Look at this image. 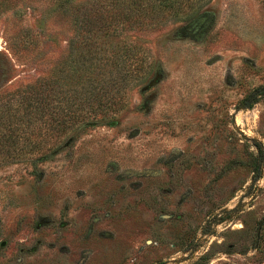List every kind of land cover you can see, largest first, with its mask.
Masks as SVG:
<instances>
[{
  "label": "rangeland",
  "instance_id": "374dc122",
  "mask_svg": "<svg viewBox=\"0 0 264 264\" xmlns=\"http://www.w3.org/2000/svg\"><path fill=\"white\" fill-rule=\"evenodd\" d=\"M49 1L0 14V264H264V0L96 39Z\"/></svg>",
  "mask_w": 264,
  "mask_h": 264
},
{
  "label": "trees",
  "instance_id": "16d2710c",
  "mask_svg": "<svg viewBox=\"0 0 264 264\" xmlns=\"http://www.w3.org/2000/svg\"><path fill=\"white\" fill-rule=\"evenodd\" d=\"M104 1H107L109 5V10L106 13H104L103 9L100 7V5H98L104 3ZM164 1L168 0H95V4L97 3L95 6L98 5V7L94 8L93 10H86L87 12L85 11V13L82 14L79 8L81 4L80 2H73V0H50L49 11L55 16H69L73 28L76 29V31L81 27L82 29L84 28V31L87 33V37L92 38L94 36V39H96V37L105 38L106 36L109 38V36L111 37V35L120 32L123 29L132 27L133 25L140 27L142 24L147 23L146 18H148L150 21L151 19H156L159 17V11L162 9L161 4ZM15 3L16 0H0V14L6 12L9 9H13L15 7ZM167 5L172 7L174 2L169 0ZM95 44V42L92 43V41H90L85 45V48L91 56L94 54L96 57V53L99 54L100 52L98 51H100V49L97 48ZM97 44H102L101 39ZM73 46H76L75 42H73L72 47ZM11 49L12 48H10V50ZM98 59H101V57ZM93 73L95 74L93 77H87L86 74H78L79 79L85 80L86 77L87 79H91V81L88 83V87H85L84 91L81 92V96H85L87 99L100 94L102 95V93H99L97 90L94 91L96 84L95 86L91 85L94 83V81L97 83L100 81L104 82L105 75L108 76L112 74L110 71L101 72L100 70H97ZM115 80L116 78L112 76L108 78V82ZM90 86L91 88L89 90L88 88ZM41 93L42 92L39 91L38 95L42 96ZM47 106L48 103L45 102L44 99H41L36 110H43V108H46ZM9 107L11 108L10 104H8L7 110L10 109ZM1 109L2 108H0V112ZM8 115H10V113Z\"/></svg>",
  "mask_w": 264,
  "mask_h": 264
}]
</instances>
